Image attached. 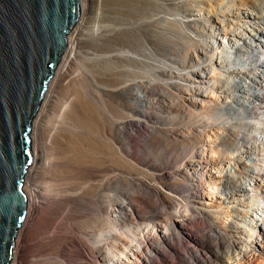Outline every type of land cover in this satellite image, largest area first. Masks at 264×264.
Segmentation results:
<instances>
[{"label": "bare ground", "instance_id": "6f19581e", "mask_svg": "<svg viewBox=\"0 0 264 264\" xmlns=\"http://www.w3.org/2000/svg\"><path fill=\"white\" fill-rule=\"evenodd\" d=\"M79 3V18L32 118V162L23 188L27 212L12 263L18 264L32 233L51 232L45 239L58 245L59 254L71 250L67 245H77L84 264H264V0ZM125 43L133 51H123ZM84 47L98 53L84 56ZM67 78L73 81L69 88ZM124 99L126 111L146 119L126 117ZM192 115L207 126L204 140L187 159L182 156L181 165L161 168L159 152L154 153L157 138L173 144L174 152L185 151L199 135L192 133ZM93 118L97 126L90 125ZM151 122L150 134L143 137L150 149L145 155L134 140ZM98 152L118 163L129 156L159 166L156 170L163 172L153 173L154 178L165 174L178 181L182 176L185 182L175 184L182 191H168L174 184L162 178L164 186L137 177L141 198L135 195L137 187L124 198L127 183L110 186L104 175L96 179ZM82 160L96 163L85 166ZM75 169L80 174L88 169L89 178L83 174L81 185L66 187ZM142 193L160 203L162 215L168 217L167 208H173L172 215L134 226L130 218L148 210L140 205ZM85 205L91 212L81 221L84 239L63 236L57 223L71 229L68 213ZM200 224L209 230L198 231ZM59 254L53 257L66 264Z\"/></svg>", "mask_w": 264, "mask_h": 264}, {"label": "water", "instance_id": "95a60500", "mask_svg": "<svg viewBox=\"0 0 264 264\" xmlns=\"http://www.w3.org/2000/svg\"><path fill=\"white\" fill-rule=\"evenodd\" d=\"M79 0H0V264L27 212L31 124L80 15Z\"/></svg>", "mask_w": 264, "mask_h": 264}, {"label": "rangeland", "instance_id": "374dc122", "mask_svg": "<svg viewBox=\"0 0 264 264\" xmlns=\"http://www.w3.org/2000/svg\"><path fill=\"white\" fill-rule=\"evenodd\" d=\"M224 6L222 7V9H224V10H226L227 8H228V6L226 5L227 4V2H224ZM69 33V32H68ZM126 44V43H125ZM125 44L124 45H122L123 46V48H122V50L123 51H133V49H130L131 48V46L129 45V44H126V47H125ZM128 45V46H127ZM86 48H89V47H84L83 48V52H84V56H86L87 55V52H90V53H98V52H96V51H94V50H92V49H86ZM128 78H130V77H128ZM73 81H72V79H69V78H67L66 79V85L68 86V84L70 83V85H71V83H72ZM69 85V86H70ZM65 87V88H69V86L68 87ZM72 87H70V89H71ZM73 95H75V93H72V96ZM74 98V99H73ZM72 99H73V102L75 103V104H78V100H77V97L75 96H73L72 97ZM160 99H163L162 97H160ZM126 99H124V101H123V107H122V110H124L125 111V115H126V117H129V116H131V117H137V119H140V118H142V119H146V118H144L142 115H140L138 112H132L131 110H127L126 111V109H125V107L126 108H128L129 106H127L128 105V103H126ZM128 102V101H127ZM233 105V104H232ZM125 106V107H124ZM89 107H90V109H91V105H89ZM89 107H84V109H86V108H89ZM114 108V109H113ZM83 109V110H84ZM90 109H88V113H92L91 112V110ZM111 109H113L114 111L116 110L115 109V107L113 106L112 108L110 107V111L111 112H113V110H111ZM120 109H121V107H120ZM86 111V110H85ZM131 111V112H130ZM133 113V114H132ZM91 116V115H90ZM90 116H88V118L87 119H90V118H92V117H90ZM195 118H194V117ZM90 117V118H89ZM139 117V118H138ZM197 118V119H196ZM193 119V120H192ZM91 120V119H90ZM94 120H95V118H93V121H91V123H90V125L91 124H94V123H96V122H94ZM193 121V122H192ZM195 121V122H194ZM197 122H199L198 124H196ZM201 122V123H200ZM156 123V122H155ZM190 124H191V128H192V130L194 131H192V133H194V136H196L195 135V132H196V134L197 133H199V135L201 136V138H199L200 136L197 134V136H196V138H192L191 140V143H192V145H191V147H189L188 149H186L185 151H184V149L183 148H179L176 152H174L176 149H175V147H174V145L172 144V145H166V144H164V142H163V140H161L160 138H157L158 140H156V143L154 144V147H155V150H154V153L155 154H157L158 152V156H159V158L161 159L160 161V163H161V168L162 167H177V166H179V164L181 165L182 163H183V161H185L184 159H187V157H188V155H190L191 154V151H192V147L194 146V147H198L201 143H202V140H204V135H205V131H204V133H202L203 132V129H205L204 127H207V126H205V122H203V121H201V120H199L198 119V117L196 116V115H192L191 116V121H190ZM193 124V125H192ZM89 125V126H90ZM156 125V124H155ZM158 125V124H157ZM204 125V126H203ZM96 126H97V123H96ZM154 126V124H153V122H151L150 123V129H142V132H140L139 130H138V132L139 133H137L136 134V138H135V140L134 141H136V143L134 142V144L136 145V147H137V149L138 148H141V149H143V153H145V155H148L149 154V151H150V149H149V147L147 146V144H146V142L144 143L143 141H145L144 140V138L143 137H145L146 135H149L150 134V132H151V130H152V127ZM160 127H161V129L160 130H163L166 126H162V125H159ZM177 126H180V125H177ZM194 126V127H193ZM163 128V129H162ZM196 129H198V130H196ZM164 130H166V129H164ZM200 130V131H199ZM144 131V132H143ZM193 135V134H192ZM193 137V136H192ZM141 138V139H140ZM206 138V137H205ZM153 139V138H152ZM201 139V140H200ZM197 140H199V141H197ZM157 142H158V144H157ZM160 142V143H159ZM162 142V143H161ZM195 142V143H194ZM139 144V145H138ZM141 144V145H140ZM160 144V145H159ZM143 145V146H142ZM162 145V146H161ZM134 146V145H133ZM158 147H160V148H158ZM137 149H135V147H132V150H133V152H135V150L136 151H138ZM164 149H166V151H164ZM31 150L33 151V144L31 145ZM98 151V149L96 150V152ZM158 151V152H157ZM164 151V152H163ZM188 151V152H187ZM147 152H148V154H147ZM99 154H101L100 156H99V158H100V161H98L99 160V158L98 159H96V164H99V166H96L95 168H96V170H97V172L99 173V175H98V173H97V175L98 176H96V179L98 180V179H100L101 177H100V175L102 176V175H104L105 176V179L108 181V183H110L109 185L110 186H117V185H122V183L123 182H125V183H127L130 187H128V186H125V187H128V188H130L129 190L128 189H126V190H123L122 191V193H124L126 196L124 197V198H126L127 196H131L132 194L131 193H134V192H132V191H130V190H132V188L135 190V188L137 187H139L138 186V182H140L138 179H136L137 177H140V178H143V177H145V178H147L148 179V177L150 178V179H157L156 181H158L159 183L158 184H160L161 186H164L165 184L163 183V182H167V184H168V182H169V185L171 184H174V186L172 187L173 189H171V187L170 188H168V191H170V192H172V193H174V194H176V195H179L178 193H180V190L182 191V188L183 187H181L180 186V188H179V186H177L178 184H180V183H183V182H185V179L182 177V176H180L179 178H178V181H170V179H168L169 177L166 175V177H165V174L163 175V177H161L163 180V182L160 180V179H158V178H154V176H156L158 173H162L163 171H160V169H157L156 170V168H160L159 166H157V167H154V166H152V167H150L151 165H147V164H142V163H140V162H138V161H136V160H134V159H132L131 157H129V156H127V154H126V160L125 159H123L122 160V164L121 163H118V161L116 162V159L114 158V157H104V154H102L101 152H98ZM186 155V156H185ZM184 157V159H183V157ZM96 158V157H95ZM95 158L93 159V160H95ZM108 158H110V159H108ZM113 158H114V160H113ZM128 158V159H127ZM167 158V159H166ZM79 159H80V157H79ZM79 159H77V160H79ZM105 159L107 160V162L105 161ZM132 159V160H131ZM165 159V160H164ZM77 160H75V161H71L72 163H71V167L74 165V164H76V165H74V168H75V166H77ZM103 160V161H102ZM130 160V161H129ZM80 161V160H79ZM83 162L82 163H85L84 162V160H82ZM166 161V162H165ZM168 161V162H167ZM171 161V162H170ZM175 161V162H174ZM180 161V162H179ZM74 162V163H73ZM90 162V163H89ZM99 162V163H98ZM105 162H106V164H105ZM79 163H81V162H79ZM87 163V164H86ZM84 165L85 166H87L88 164H90V165H93V166H95V163L94 164H92L93 163V161H87ZM102 163H104V164H102ZM133 163V164H132ZM169 163V164H168ZM171 164H172V166H171ZM175 164V165H174ZM83 165V164H82ZM89 165V166H90ZM88 166V167H89ZM119 166H121V167H119ZM71 167H69V168H71ZM135 167V168H134ZM143 167H144V169L146 170V171H144V170H142L143 169ZM150 167V168H149ZM105 169V171H103L104 169ZM103 169V170H102ZM140 169V170H139ZM173 169V168H172ZM172 169H170V170H172ZM74 170V169H73ZM72 170V171H73ZM86 170V171H85ZM100 172H99V171ZM103 172H102V171ZM137 170V171H136ZM143 172H142V171ZM136 171V172H135ZM139 171H141V172H139ZM157 171V172H156ZM160 171V172H159ZM75 174H73V175H71V176H69L67 179H66V187H69L68 185H70V188H75L77 185H78V183H79V185H81V181L79 180V179H81L82 177L81 176H83V174H85L86 176H84V177H86V178H89V171H88V169H84V172L83 171H81V174H80V171H78L77 169H75ZM78 172V173H77ZM105 172V173H104ZM86 173H88V175L86 174ZM112 173V174H111ZM142 173V174H141ZM156 174V175H154V174ZM137 174V175H136ZM138 174H139V176H138ZM144 174V175H143ZM146 174V175H145ZM154 176H153V175ZM79 175V176H78ZM151 175V176H150ZM77 176V177H76ZM104 176H103V178H104ZM147 176V177H146ZM165 177V178H164ZM122 178V179H121ZM40 180L38 181L39 182V184H44V183H41V180H43L44 181V179H41V178H39ZM63 179V178H62ZM68 179H71V180H68ZM168 181H167V180ZM73 180V181H72ZM79 182H78V181ZM135 180V181H134ZM138 180V181H137ZM160 180V181H159ZM179 180L181 181H183V182H179ZM42 181V182H43ZM72 181V182H71ZM76 181V182H75ZM130 181L133 183V181L134 182H136V183H133V185H132V183H131V185L129 184L130 183ZM69 182V183H68ZM129 182V183H128ZM173 182V183H172ZM175 182V183H174ZM179 182V183H178ZM74 183V184H73ZM68 184V185H67ZM164 184V185H163ZM175 184H177V185H175ZM72 185V186H71ZM76 185V186H75ZM134 185H135V187H134ZM137 185V186H136ZM24 186H25V184H24V181H23V188H24ZM132 187V188H131ZM176 187V188H175ZM178 187V188H177ZM136 188V189H137ZM174 188H175V191H174ZM180 189V190H179ZM95 191L96 189L95 188H92V191ZM133 190V191H134ZM138 191H136L135 192V195H136V197L140 194V191H139V188L137 189ZM174 191V192H173ZM178 191V192H177ZM129 192H130V194H129ZM139 192V193H138ZM91 193V192H90ZM89 193V195H90V197L93 195V197H92V199L93 200H95V193H91L90 194ZM109 193L110 194H112L111 193V191H109ZM142 195H143V197H145V198H143V199H141V201H140V205L142 204V210H143V212L144 211H146L147 209V211L146 212H144V213H142V214H136L135 216L133 215L132 217V220H131V218H130V222L131 223H133V225L135 226V224H136V226H138L139 224L140 225H144V223H146V221L148 222H150V220L151 219H153V218H155V220H167L168 218H169V216H171L172 215V211L174 210L173 208H171V207H168L167 208V210H168V212H169V214H168V212H166L167 214H168V217L167 216H165V215H162V213L161 212H159V209H160V207L161 206H159V202L158 201H156L155 199H154V197L151 195H148V196H144V194L142 193ZM139 198H141V195H139L138 196ZM150 198V199H149ZM153 199H154V201H153ZM144 200H145V202H144ZM88 201H90V200H87V202ZM149 201H151V202H149ZM154 203H153V202ZM93 201H91V202H88V203H92ZM149 202V203H148ZM155 202H157V203H155ZM89 204V205H90ZM156 204V205H155ZM86 205H88V204H86ZM85 205V207L84 206H79V208L78 209H75V211L74 212H72L71 214H69L68 213V215L70 216V219L71 218H73V219H71V223H70V225L72 226V228L71 229H68V230H65V228H63V226H64V224L62 225H60V222H58L57 224H58V226L60 227V231L62 232V234H63V236H73L74 238H77L78 240H83L84 239V236H83V232H84V227H85V224L84 223H82L83 221V217L84 216H86V215H88L89 214V212H91V210H90V207L88 206V208H87V206ZM152 205V206H151ZM159 206V207H158ZM152 207V208H151ZM46 208V207H45ZM153 209L152 211H150V209ZM86 209V210H85ZM158 211L157 213H154V211ZM151 212V213H148V212ZM64 212V211H63ZM161 213V214H160ZM59 214V213H58ZM155 214H157L156 215V217H155ZM148 215H150V216H148ZM153 215V216H152ZM159 215V216H158ZM161 215V216H160ZM59 216V215H58ZM73 216V217H72ZM140 216L142 217V218H140ZM164 216V217H163ZM159 217V218H158ZM165 217L167 218V219H165ZM128 218V219H129ZM135 218V219H134ZM145 218H147V219H145ZM149 218H150V220H149ZM127 219V220H128ZM76 220V221H75ZM82 221V222H81ZM74 222V223H73ZM81 222V223H80ZM144 222V223H143ZM73 223V224H72ZM79 223V224H78ZM143 223V224H142ZM70 226V227H71ZM87 227V226H86ZM195 228L198 230V231H208L209 230V227L208 226H204V225H197V226H195ZM200 228V229H199ZM208 228V229H207ZM64 229V230H63ZM63 230V231H62ZM48 233H50L51 234V232H48ZM47 233V235H46V233L44 234V236H37V237H35L34 235V233H32L31 235H32V237H31V239H30V241L28 242V244H26L24 247H22L23 249V251H21V255H20V257H19V259H18V261L20 262H18V264H21V263H23V264H53L54 262V264H58L59 263V261L57 260V258H55V257H53V254L55 255L56 253H58L59 254V248L57 247L58 245H55L54 243H51V242H49L48 240H47V238L45 239V237L46 236H48L49 234ZM75 233V234H74ZM76 236V237H75ZM78 236V237H77ZM44 237V238H43ZM49 237V236H48ZM63 238V237H62ZM80 238H82V239H80ZM64 239H65V237H64ZM66 240V239H65ZM44 242V243H43ZM40 244V246L38 247V245ZM35 245V246H34ZM37 245V246H36ZM68 246V248L69 249H71V250H64V251H62L63 253V255H61V254H59L61 257H62V260H64V262L66 263V264H84V263H82V261H83V259L80 257V254H78L77 252H75V250H79V249H81V248H79V246H73L72 247V245H67ZM36 247H38V248H36ZM54 247H57V248H54ZM55 251V252H54ZM66 251V252H65ZM73 255H75V256H73ZM25 256V257H24ZM50 256V257H49ZM64 256V257H63ZM79 257H80V259H79ZM22 258V259H21ZM44 260V261H43ZM57 260V261H56ZM13 261V260H12ZM46 262V263H45ZM53 262V263H52ZM13 264V263H12Z\"/></svg>", "mask_w": 264, "mask_h": 264}]
</instances>
